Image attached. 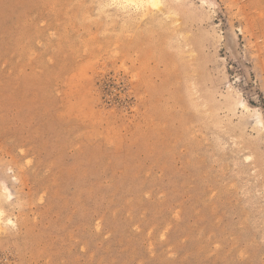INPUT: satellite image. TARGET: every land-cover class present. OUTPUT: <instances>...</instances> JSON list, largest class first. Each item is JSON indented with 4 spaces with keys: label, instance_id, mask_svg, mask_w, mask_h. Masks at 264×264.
<instances>
[{
    "label": "rangeland",
    "instance_id": "1",
    "mask_svg": "<svg viewBox=\"0 0 264 264\" xmlns=\"http://www.w3.org/2000/svg\"><path fill=\"white\" fill-rule=\"evenodd\" d=\"M207 1L0 0V264H264V0Z\"/></svg>",
    "mask_w": 264,
    "mask_h": 264
},
{
    "label": "bare ground",
    "instance_id": "2",
    "mask_svg": "<svg viewBox=\"0 0 264 264\" xmlns=\"http://www.w3.org/2000/svg\"><path fill=\"white\" fill-rule=\"evenodd\" d=\"M114 1H120V2H124V3H126V5L128 4V5H131V6H133V8L137 11V10H139V12L141 11V10H143V9H146V8H153V9H156V8H158V7H160V5H161V2H162V0H114ZM200 2H201V5L202 6H206V5H209V3L210 2H208L207 0H200ZM117 3V2H116ZM119 3V2H118ZM117 3V4H118ZM124 5V4H123ZM210 5H211V3H210ZM209 5V6H210ZM131 6H129V7H131ZM201 6V7H202ZM128 7V8H129ZM123 8V7H122ZM216 36V35H215ZM229 89V88H228ZM229 91V90H228ZM231 95V94H230ZM232 96V95H231ZM234 96V95H233ZM242 100V99H241ZM234 101V100H233ZM243 101V100H242ZM235 103H237L236 101H235ZM239 103V102H238ZM239 105V104H238ZM241 107V106H240ZM241 108H243V110L245 111V112H248V114H249V112L251 111V109H250V107L249 106H247V105H245V104H242V107ZM251 114V113H250ZM260 121V120H259ZM258 124V123H257ZM2 185V184H1ZM7 189L4 187V186H0V192L1 191H6ZM2 193V192H1ZM9 196V195H8ZM6 197V196H5ZM7 198V197H6ZM3 215H2V211L0 210V224H2V223H4V225L5 224H10V223H12L11 222V220L9 221V220H3Z\"/></svg>",
    "mask_w": 264,
    "mask_h": 264
}]
</instances>
